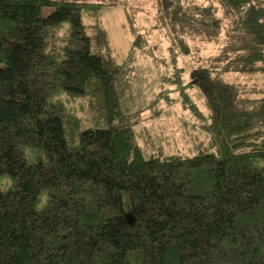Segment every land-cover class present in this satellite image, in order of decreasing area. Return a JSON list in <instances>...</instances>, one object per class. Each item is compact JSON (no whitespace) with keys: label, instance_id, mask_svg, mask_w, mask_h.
<instances>
[{"label":"trees","instance_id":"16d2710c","mask_svg":"<svg viewBox=\"0 0 264 264\" xmlns=\"http://www.w3.org/2000/svg\"><path fill=\"white\" fill-rule=\"evenodd\" d=\"M195 1L158 0L163 25L196 27ZM217 1L238 36L230 65L264 72V0ZM90 8L0 0V264H264V98L246 105L216 81L211 150L147 154L119 103L122 68L94 51L107 38L96 26L92 43ZM61 95L86 97L102 124L79 130Z\"/></svg>","mask_w":264,"mask_h":264},{"label":"rangeland","instance_id":"374dc122","mask_svg":"<svg viewBox=\"0 0 264 264\" xmlns=\"http://www.w3.org/2000/svg\"><path fill=\"white\" fill-rule=\"evenodd\" d=\"M79 1L97 7L84 12L88 34L95 43V27L106 31L107 41L94 51L109 55L122 68L119 103L132 118L135 137L147 154L187 157L211 150L213 112L206 94L216 81L233 85L246 105L264 98V72H238L241 64L230 65L239 48L233 44L238 36L234 18L217 0H196V27L186 26L178 33L163 25L158 0ZM208 6L216 8L212 13L219 27L215 21L200 24L198 8ZM67 34V26H61L60 44ZM138 37L140 44L134 46ZM59 99L78 118L79 130L102 124L96 119L99 110L89 108L86 97ZM8 184L0 180V186Z\"/></svg>","mask_w":264,"mask_h":264}]
</instances>
